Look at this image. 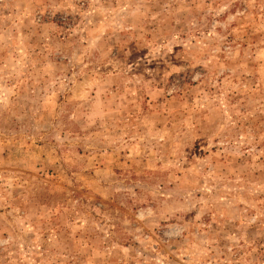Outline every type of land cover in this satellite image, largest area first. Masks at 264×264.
I'll list each match as a JSON object with an SVG mask.
<instances>
[{
    "label": "rangeland",
    "instance_id": "1",
    "mask_svg": "<svg viewBox=\"0 0 264 264\" xmlns=\"http://www.w3.org/2000/svg\"><path fill=\"white\" fill-rule=\"evenodd\" d=\"M0 264H264V0H0Z\"/></svg>",
    "mask_w": 264,
    "mask_h": 264
}]
</instances>
